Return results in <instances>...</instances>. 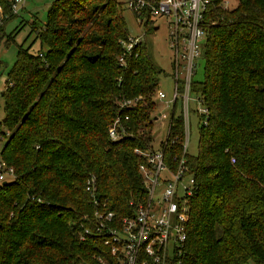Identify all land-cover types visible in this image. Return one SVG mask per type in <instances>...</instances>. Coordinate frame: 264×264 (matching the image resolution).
<instances>
[{
    "label": "trees",
    "instance_id": "1",
    "mask_svg": "<svg viewBox=\"0 0 264 264\" xmlns=\"http://www.w3.org/2000/svg\"><path fill=\"white\" fill-rule=\"evenodd\" d=\"M222 1L204 6L202 77L188 87L206 114L194 152L183 154L194 189L179 264H264V0ZM117 6L52 0L44 20L29 23L38 48L18 46L5 73L0 160L13 177L0 185V264L108 262L98 241L78 238L80 217L91 211L83 182L94 176L97 195L118 216L141 191L131 151L151 140L161 71L143 43L118 65L128 34ZM0 8L7 43L18 27L6 35L5 24L17 15L6 0ZM123 115L128 135L107 140L111 119ZM170 123L161 148L179 158L180 116Z\"/></svg>",
    "mask_w": 264,
    "mask_h": 264
},
{
    "label": "built area",
    "instance_id": "2",
    "mask_svg": "<svg viewBox=\"0 0 264 264\" xmlns=\"http://www.w3.org/2000/svg\"><path fill=\"white\" fill-rule=\"evenodd\" d=\"M11 14L18 15L22 10L24 0H6ZM207 0H122V4L132 18L135 27L142 28L136 36H128L121 42L122 54L118 65L122 66V55H128L132 48L140 44L144 34L151 30L153 34L159 26L155 20H160L166 29V46L170 53V74L172 79L171 96L165 100V95L155 88L150 98L156 108L157 103L163 108L157 113H150L149 123H165V132L158 141L156 148L150 141L143 148H133L132 154L139 159L136 172L140 179L141 191L136 198H129L126 214L118 216L114 211L107 210L106 200L97 195L95 177L89 175L82 186L90 213H84L80 219L78 238L91 237L98 241L108 257V262L101 264H179L182 246L186 239L187 200L193 192V179L187 171L183 154L188 143V111L189 103L200 106L195 112L196 124L200 123L206 114V109L197 96L189 93L188 87L194 75L195 61L199 59L200 48L204 38L202 16ZM225 4V1H222ZM6 18L1 14L0 23ZM123 100L117 102V107L132 108L138 100ZM170 109V114L162 112ZM178 111L176 112V110ZM179 115L182 122V141L180 157L167 158L162 147L171 126L172 117ZM126 115L120 119L115 116L107 127V140L118 141L128 135V127L123 124ZM164 121V122H163ZM0 135V140H1ZM230 163L233 160L230 159ZM12 178V170L0 160V180L3 175Z\"/></svg>",
    "mask_w": 264,
    "mask_h": 264
},
{
    "label": "rangeland",
    "instance_id": "3",
    "mask_svg": "<svg viewBox=\"0 0 264 264\" xmlns=\"http://www.w3.org/2000/svg\"><path fill=\"white\" fill-rule=\"evenodd\" d=\"M52 0H24L22 10L18 12V15L15 16L12 20H9L7 24H5L4 30L5 34L10 33L12 28L18 27L17 32L13 33L8 39L7 43H4V40L0 41V91L3 89L4 81H5V73L8 68L12 65L13 60L15 58L16 50L18 46L22 48L30 46L29 51H35L38 48L37 42H31L33 39V35H29V23L34 19L36 24L42 22L45 18V10L48 7L49 3ZM119 7L117 6V11L119 15L122 17L124 26L126 27V31L128 36H136L142 32V28L135 27L133 23V18L131 14L125 10L122 0H115ZM225 4L228 5L230 0H224ZM155 24L159 26V28L152 34L151 30L147 31L144 34L143 40L141 43L146 47V51L148 57L151 58L153 65H155L161 72L158 79V84L156 89L161 91L165 95V100L169 99L171 96V85L172 79L170 74V53L167 49L165 38H166V29L163 26L162 21L155 20ZM13 31V30H12ZM202 60L199 58L195 61V72L191 77L192 80L198 81L202 77L201 73ZM189 111H188V122H189V130H188V143L186 153H192L195 150L196 145V127L197 122L195 118V112H191L192 110H199L200 106H194L192 103H189ZM163 108L162 104L156 105L155 111L153 114L157 113V111ZM191 108V109H190ZM178 109L176 110V112ZM166 115L170 114V109H164ZM2 117L1 111V100H0V119ZM164 122V121H163ZM165 123L161 127L159 123H153L152 127H150L151 138L153 139L151 145L153 148H156L158 141L162 139L163 134L165 132ZM7 131L1 129V143L3 142V137ZM11 178L7 175H3L2 181L9 182Z\"/></svg>",
    "mask_w": 264,
    "mask_h": 264
},
{
    "label": "water",
    "instance_id": "4",
    "mask_svg": "<svg viewBox=\"0 0 264 264\" xmlns=\"http://www.w3.org/2000/svg\"><path fill=\"white\" fill-rule=\"evenodd\" d=\"M6 183H5V181H2L1 183H0V185L2 186V185H5Z\"/></svg>",
    "mask_w": 264,
    "mask_h": 264
}]
</instances>
